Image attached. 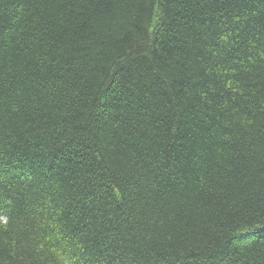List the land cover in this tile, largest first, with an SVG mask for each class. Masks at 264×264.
I'll use <instances>...</instances> for the list:
<instances>
[{
  "label": "trees",
  "instance_id": "1",
  "mask_svg": "<svg viewBox=\"0 0 264 264\" xmlns=\"http://www.w3.org/2000/svg\"><path fill=\"white\" fill-rule=\"evenodd\" d=\"M0 264H264V0H0Z\"/></svg>",
  "mask_w": 264,
  "mask_h": 264
}]
</instances>
